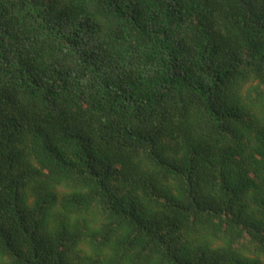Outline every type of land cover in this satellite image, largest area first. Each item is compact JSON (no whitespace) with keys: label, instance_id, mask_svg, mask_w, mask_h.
<instances>
[{"label":"trees","instance_id":"16d2710c","mask_svg":"<svg viewBox=\"0 0 264 264\" xmlns=\"http://www.w3.org/2000/svg\"><path fill=\"white\" fill-rule=\"evenodd\" d=\"M0 264H264V0H0Z\"/></svg>","mask_w":264,"mask_h":264}]
</instances>
